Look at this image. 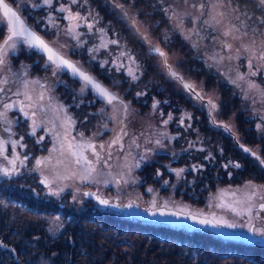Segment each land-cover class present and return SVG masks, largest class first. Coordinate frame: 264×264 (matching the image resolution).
Masks as SVG:
<instances>
[{"label": "rangeland", "instance_id": "obj_1", "mask_svg": "<svg viewBox=\"0 0 264 264\" xmlns=\"http://www.w3.org/2000/svg\"><path fill=\"white\" fill-rule=\"evenodd\" d=\"M5 1L33 30L36 23H39L38 20L34 22V18L44 12L49 14L45 18L49 28L43 30L53 34V37L44 40L102 83L92 63L98 61L100 66L108 65L100 57L109 46V40L105 36L97 42L95 51L88 54L84 65L78 58L74 59L79 55L81 45L77 46V41L67 34L69 21L60 20L62 12L58 11L59 6L49 9L42 0ZM159 1L169 13L168 24L172 32L181 31V37L188 49L193 51V57L213 69L217 76L216 83L205 76L200 78L195 72L197 62L188 55L185 56L186 53L182 55L179 50L170 52L167 45L161 48L157 42L151 40L153 38H150L135 16L128 13L134 30L148 40V53H152V45L164 51L171 71L182 76L184 83L193 86L196 94L192 96L193 105L196 106L194 109L209 105L211 129L222 132L223 136L230 139L234 138V146L241 152V157L244 159L243 156H248L253 164L260 165L256 157L241 151L240 145L256 152L259 157L262 154L264 131L259 130L257 125L264 128V121L261 120L264 117V67L257 72L256 66L264 65V60H257L255 57L264 52V23L261 22L264 20V12L258 6L257 11L250 8L251 5L231 10L222 0ZM33 4L39 6L33 7ZM125 11L130 12L129 8H125ZM48 12H52V16ZM2 24L4 23L0 22ZM40 26L43 27L41 24ZM226 31L230 35H225ZM5 36L6 33L2 36L0 45L3 44ZM102 44L107 46L101 47ZM4 51L5 63L0 65V81L6 78L7 83H0V88L4 89L0 92V140L6 143L4 151L0 152V169L7 168L11 174L5 175L0 171L1 177L28 180L36 185L39 182L43 190L38 196L35 194L37 198L63 201L66 203L65 208L77 215L102 210L94 198L90 200L86 197L87 193L91 197L107 199L110 204L116 203L120 207L135 204L144 210L170 208L238 225L236 228L221 225L233 232L247 233L249 226L253 225V208L258 216H264V212L256 210L258 205L264 204V199L261 198L264 197L263 181L250 180L241 185H223L212 187L213 189L192 187L191 170L180 164V158L177 157L193 152L192 142L204 137H201L199 130L193 131L190 123L184 120L187 117L191 121L196 118L193 111L171 110V101L175 100L176 92L191 96L170 75L164 57L151 54L158 63L160 73L166 74L165 77L173 85L175 93L161 90L153 101L150 98L145 99L147 109H144L139 106L140 101L133 91L126 96L127 101L121 98L118 92L120 87H115V81L109 83L110 79H107V87L116 94L118 101L107 104L102 98H97L90 88L82 93V84L77 89L73 88L75 81L67 72L52 68L46 60L40 61L22 42L14 51L7 48ZM111 55L109 52L108 56ZM249 62L252 63L251 69L248 67ZM113 65L118 69L122 68L126 73L130 65L136 70L135 64H131L126 56H119L113 61ZM251 72H257V75L253 76ZM104 74L106 75L105 71ZM142 78L143 73L139 79ZM24 81H28L26 88ZM250 84L257 87L250 88ZM57 85H61L62 90H68L69 95L72 92L77 97L72 102L77 107L80 106L81 112L83 105L89 106L88 113L96 121L94 131L86 134L76 130L68 107L66 108L64 100L57 93ZM212 86L220 88L211 89ZM25 91L32 97L31 100L25 98ZM17 92L21 94L16 95ZM40 93L43 94V100L39 99ZM198 96L203 99H198ZM162 97L169 100L171 107L161 105ZM5 103H15L16 106L5 109ZM230 104L238 109L226 111ZM21 107L29 113L28 117L20 111ZM33 120L36 122L34 134ZM250 125L256 128V132L251 135L243 131ZM5 128L11 131H4ZM253 135L256 139L252 140ZM258 138L263 141L257 140ZM15 141L19 143H13ZM89 143L95 146V152L87 147L71 150L68 147L69 144ZM73 151L82 153L79 163L76 162L77 156L72 154ZM85 157L91 162L90 165L85 164ZM9 160H15L14 172ZM38 160H43L44 163L38 165ZM238 160L243 166L247 165ZM88 167L94 170L89 173L86 171ZM179 169H183V172L178 175L174 170ZM107 211L110 215L114 213L123 217L121 213ZM50 221L52 225L60 223L56 218H51ZM254 222L255 228L264 229V218Z\"/></svg>", "mask_w": 264, "mask_h": 264}, {"label": "trees", "instance_id": "obj_2", "mask_svg": "<svg viewBox=\"0 0 264 264\" xmlns=\"http://www.w3.org/2000/svg\"><path fill=\"white\" fill-rule=\"evenodd\" d=\"M222 2L231 10L250 5V8L258 10V0ZM61 4L68 6L69 0H58L53 6L60 7ZM71 8L73 13L79 12L81 16L87 17L88 23L93 24L91 30L83 22L78 28L80 34H83L80 35L79 55L75 54L77 57L74 59L78 58L86 65L90 50L94 49L101 37L105 36L109 40L108 50L100 54L101 59L108 65L100 66L98 61L92 63L106 87L109 79V83L115 81V87H120L119 96L125 101L126 96L133 91L140 101L139 106L144 109H147L145 99L150 98L153 101L161 90L175 93L173 85L165 77L166 74L160 73L152 53H148V40L134 30L132 21L128 19V13L134 15L150 38H153L151 40L157 42L161 48L167 45L170 52L179 50L182 55L186 53L185 56L195 59L193 51L184 43L181 31L173 33L170 29L169 13L161 1L87 0L85 3V0H80L78 4L71 5ZM125 8H129L130 12H126ZM60 14V20L65 21L67 13ZM48 16L44 12L34 18V22L39 21L34 30L40 36L43 34V39L53 37V34L43 30L49 28L45 19ZM101 29L104 31L101 32ZM5 33L6 27L2 24L0 40ZM111 40L119 43H111ZM109 52L111 56H108ZM121 53L135 57L134 72L137 79H132L122 68L118 69L113 65V61L119 56L128 57ZM35 56L44 61V58L36 54ZM193 61L198 64L195 69L198 76H205L215 84L217 78L213 69L201 61ZM142 73L144 78L139 79ZM74 81L73 88L77 89L81 84L78 80ZM61 87L56 86L57 93L64 100L66 108L68 107L76 130L86 134L94 131L96 121L88 113L89 106L83 105L81 112L80 106L77 107L72 102L77 97L72 92L69 95L68 90H62ZM210 88L218 90L220 87ZM138 93L141 94L137 95ZM175 95V100L171 101V110L190 112V100L185 99L180 92ZM161 99V105L171 107L169 100H164V97ZM201 111H194L196 118L192 121L188 117L184 120L190 123L193 131L199 130L204 138L192 142L193 152L177 157L180 158V164L191 170L192 187L201 189L234 186L250 180L264 182V169L253 164L248 156H243L247 158L243 159L239 149L234 146L233 139L212 130L209 125V121H212L211 115ZM246 129L243 131L250 135L256 132V128L251 125ZM251 137L252 140L256 139L254 135ZM257 140L262 141L261 138ZM261 153L260 157L264 159V143ZM238 159L247 165L243 166ZM236 164L240 167H235ZM41 190L43 186L39 182L36 185L28 180L0 176V264H264V247L260 244L223 240L205 230L188 231L182 227L144 223L118 217L114 213L110 215L107 210L77 215L66 209L63 201L37 198L36 195ZM57 217L60 223L52 225L50 219Z\"/></svg>", "mask_w": 264, "mask_h": 264}, {"label": "snow or ice", "instance_id": "obj_3", "mask_svg": "<svg viewBox=\"0 0 264 264\" xmlns=\"http://www.w3.org/2000/svg\"><path fill=\"white\" fill-rule=\"evenodd\" d=\"M58 0H42V3L49 8H52L54 3H57ZM80 0H69L68 6H65L64 4H61L58 11L62 13H67L66 19L69 21V28L67 29V34L71 35L73 39L77 41V46H80L79 41H80V33L77 31L79 27H81V23L83 22L84 26H86L89 30L93 28V24L87 22V17L81 16L79 12L73 13L71 5L78 4ZM87 0H85V3ZM33 7H38L39 5L33 4ZM257 6L264 11V0H258ZM122 7V6H121ZM203 7V5H201ZM0 10H2V16H0V22H3L6 26V36L3 40V44L0 45V65H3L5 63L4 61V56L6 55L4 49H10V50H15L18 46L19 43H23L28 46L29 49H37L40 52L46 53L47 54V60L50 64L55 65V68L57 70H67L73 77H78L82 81V87L80 91L83 93L86 89L91 87L96 94H98L100 97L105 98L108 103H111L112 101L117 99V96L115 93L109 90L108 87L104 86L99 80H97L94 76L90 75L87 71L83 70L81 66H79L77 63L70 61L69 59H66L63 55L60 54V52L57 49H54L53 47L49 46V44L42 39L32 28L27 25L26 21L21 18V16L15 11L8 3L5 2V0H0ZM98 22V21H97ZM262 23H264V20H261ZM101 32L104 30L101 29ZM225 35H230V32H225ZM146 39V38H145ZM111 43L118 44L119 41L117 40H111ZM107 45L102 44L101 47H106ZM230 47V46H229ZM90 51L94 52L95 49H91ZM150 52L156 53L161 57L165 58V64L169 69L170 75L175 78L180 80L181 83L184 84V87L190 91L193 90V86L187 83H184V79L182 76H179L176 72L171 71V65H168L166 63L167 59V54L162 51L160 48L156 47L155 45H152L150 47ZM121 55H127L129 61L131 64H135V57L131 56L128 53H121ZM257 60H264V52H262L260 55L255 57ZM123 66V65H120ZM118 66V67H120ZM47 67V65H46ZM249 69L252 68V63L249 62L248 64ZM257 72L259 71L260 68L264 67V65L257 64ZM257 72H251V75H257ZM127 73L132 79H137L138 77L136 76L133 68L131 66L127 67ZM55 74V73H54ZM241 79H244L243 76L240 77ZM0 83H7V79L5 78L3 81H0ZM116 83V82H114ZM28 81H24V86L25 88L27 87ZM250 88H255L257 85L255 84H250ZM4 89L0 88V92H3ZM21 93L17 92L16 95H20ZM141 93H138L137 95H140ZM26 99L31 100L32 97L28 95V93L25 91L23 93ZM39 99L43 100V94H39ZM198 99H203L202 97L198 96ZM158 103V102H157ZM211 104V101H209ZM15 103H5L4 107L5 109H10L15 107ZM214 107V106H213ZM20 111L24 113L25 117L29 116V113L27 111H24V108L21 107ZM33 116L35 113L32 114ZM171 119V117H169ZM70 120V118H69ZM261 120L264 121V117H261ZM35 127H36V122L33 120V134L35 133ZM227 128V125L224 126ZM257 128L261 131H264V128L261 127V125H257ZM4 131H11V129L5 128ZM83 135V134H81ZM6 141L0 140V152L4 151V144ZM13 143H19V141H15ZM69 149H79L83 147L87 148H92L93 151L95 152V146L92 144H87V145H72L69 144ZM103 147V145H101ZM242 150L246 153H250L252 156L256 157V159L260 162V164L264 165V159H261L256 152L252 151L249 148L244 147L243 145H240ZM73 155L77 156L76 162H80V158L82 156V153L73 151ZM99 159V157L97 156ZM24 159H27V156L24 157ZM85 164L90 165L91 162L87 160V158H84ZM9 163L13 165L12 172L15 171V160H9ZM23 163V161H21ZM38 165L44 163L43 160H38L36 162ZM227 167V165H225ZM235 167H240L239 164H236ZM91 167H88L86 171L89 173L93 171ZM0 171H3L5 175H10L11 173L7 168L0 169ZM177 171V174L179 175L180 172H183V169L179 170H174ZM151 191V189H149ZM87 195V193H86ZM264 199V197H261ZM99 199V198H98ZM103 205H109L110 202L108 200H100L99 201ZM115 207H120V205H114ZM126 207L131 208L132 205L128 204ZM261 209H264V204L260 205ZM155 215V213H153ZM166 213L161 212V215H164ZM172 215H176V213H171ZM251 214V213H249ZM59 220V217L56 218ZM193 220H196V217H192ZM198 223L202 225H211L213 227L221 226V225H226L229 228H236L238 225L236 224H226L224 221L220 220H209V219H199L197 221ZM249 231L253 232L255 234H258L259 236L264 237V229H257L255 228L254 225L249 226ZM0 245H2V241H0Z\"/></svg>", "mask_w": 264, "mask_h": 264}, {"label": "water", "instance_id": "obj_4", "mask_svg": "<svg viewBox=\"0 0 264 264\" xmlns=\"http://www.w3.org/2000/svg\"><path fill=\"white\" fill-rule=\"evenodd\" d=\"M0 16H2V10H0ZM27 48H28V46H27ZM32 50L39 57H42L46 61H48L46 53L40 52L37 49H32ZM50 65L53 68H55V65H52V64H50ZM62 71L67 72L72 78L78 79L82 83V81L78 77H73L67 70H62ZM178 82L180 84H182V87L188 93L194 94V90L190 91L184 87V84L181 83L180 80H178ZM89 88H91V87H89ZM96 95L98 97H100L98 94H96ZM103 99L106 103H108V101L105 98H103ZM116 100H114V101H116ZM108 104H110V103H108ZM234 141H235V139H234ZM241 150H242V148H241ZM260 166L264 169V165L260 164ZM86 197H88V199H90V200H92L94 198L95 201L97 202V204L99 205V207H101L103 210L109 209L113 212L122 213L123 217H125V218L135 219L136 221L139 220V221L145 222V223H148V222L156 223V224L160 223V224H164L166 226H169V227L171 226L174 228L183 227L188 231H192V230L203 231V230H205V231L211 233L212 235L218 236L219 238H221L223 240L226 239V240H230L233 242H240L243 244L260 243L261 246L264 247L263 237H261V236L257 237V236H255V234L253 232H250L249 230L247 231V233H244L241 231L233 232V231L228 230L226 228L224 229L222 226L213 227L211 225H202V224L197 222L199 219H205V218L212 220L206 216H198V215H195L192 213L191 214L190 213H184L181 211L179 212L177 210L170 209V208L169 209L159 208V209L144 210V209H141L139 206H136L135 204H131L132 205L131 208L126 207L128 204L124 205V207H115L114 205H116V203L115 204H109V205H103L99 202L100 200H107V199H102V198L98 199L96 197H91L90 194H87ZM260 205L257 206L256 210L264 212V209H261ZM161 212L166 213V214L161 215ZM153 213H155V215ZM171 213H176V215H172ZM192 217H196L197 219L193 220Z\"/></svg>", "mask_w": 264, "mask_h": 264}, {"label": "flooded vegetation", "instance_id": "obj_5", "mask_svg": "<svg viewBox=\"0 0 264 264\" xmlns=\"http://www.w3.org/2000/svg\"><path fill=\"white\" fill-rule=\"evenodd\" d=\"M263 12H264V11H263ZM210 68H211V67H210ZM211 69H212V68H211ZM216 78H217V76H216ZM193 90H194V89H193ZM180 93H181V92H180ZM181 95H183V94L181 93ZM194 95H196L195 92H194V94H190L191 97H188L187 95H183L185 99L190 100V105H191V108H192L191 111L194 112L195 110H199V111L204 110V112H205V113L207 112V115H209V113H210V107H209V105H205L204 107L201 106L200 109H198V108H197V109H194V107H196V106L193 105V102H194V101H193V97H192V96H194ZM234 108H235L236 110L238 109V107H235L234 105H231V104H230V105L228 106V109H227L226 111H229V112H230V111H233ZM188 111H189V110H188ZM226 111H224L223 113L225 114ZM201 112H202V111H201ZM221 113H222V112H221ZM219 115H221V114H219ZM226 116H227V115H226ZM233 141H234V138H233ZM262 141H263V140H262ZM241 151H242V150H241ZM243 152H244V151H243ZM262 183H264V182H262ZM254 209H255V208H253V209L251 210L252 212H254L253 215H252V217H253V225H254V223H255L254 220L258 221V220H262V219L264 218V216H261V215L258 216V212H255Z\"/></svg>", "mask_w": 264, "mask_h": 264}]
</instances>
